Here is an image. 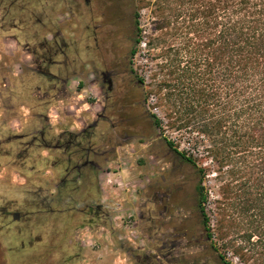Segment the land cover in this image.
Returning a JSON list of instances; mask_svg holds the SVG:
<instances>
[{
  "label": "trees",
  "instance_id": "16d2710c",
  "mask_svg": "<svg viewBox=\"0 0 264 264\" xmlns=\"http://www.w3.org/2000/svg\"><path fill=\"white\" fill-rule=\"evenodd\" d=\"M154 14L158 32L148 45L161 47L154 56L160 58L159 69L153 74L158 104L170 126L187 131L193 145H205L203 159L180 153L200 177L199 202L209 192L203 178L212 176L220 236L242 261L264 264V0H155ZM41 132L34 141L25 133L24 188L41 191L55 177L50 186L54 191L59 184L55 211L41 213L78 211L86 216L94 198L84 208L77 205L82 184L95 188L85 176L89 168L97 169L83 163L85 147H94V140L77 134L68 150L70 161L54 160L49 145L55 134L44 128ZM201 212L206 225L208 217ZM95 219L80 225L103 230L102 223L90 225ZM218 257L219 264H228Z\"/></svg>",
  "mask_w": 264,
  "mask_h": 264
},
{
  "label": "flooded vegetation",
  "instance_id": "af4514ba",
  "mask_svg": "<svg viewBox=\"0 0 264 264\" xmlns=\"http://www.w3.org/2000/svg\"><path fill=\"white\" fill-rule=\"evenodd\" d=\"M7 7L8 2L5 8ZM128 7L130 14L126 11ZM2 16L3 19L6 17L5 14ZM133 19L135 12L131 0H65L64 38L58 31L44 44L43 50L31 48L29 45L25 47L33 57V70L53 77L45 67L46 64H62L65 79L70 80L76 76L80 79L81 87L87 82L93 94L88 96V100L94 97L92 104L100 105L91 117L86 113L85 122L74 130L61 127L55 131L50 125L42 127L55 134L49 145L53 150L52 157L54 160L62 158L63 161H70L68 150L76 138L75 135L81 133L85 139L92 137L97 146L85 147L83 163L97 169V172H94L89 168L85 176L86 179L92 178L94 189L97 190L99 168L108 160L105 143L113 145L122 140L124 145H127L128 138L136 136L142 149L150 153L149 160L142 163L138 158L135 162L136 168L144 167L146 173L144 180H140V187L143 189L142 205L138 206L136 216L133 214L132 220L137 228L138 219H142L140 212L143 207L146 213L145 221L148 223V240L156 247L152 249L151 256H145L143 260L136 259L135 262L174 264L176 253L180 251V264H219V257L213 262L202 255L197 227L189 210L197 206L201 211L200 195L198 183L194 184L193 190L198 198L192 204L194 197H190L188 193L190 181L184 170L187 161L166 141L155 144L156 147H161L162 151H150L151 143L147 137L153 131V119L149 117L135 93V80L131 77L128 64L132 49L123 46L127 34L126 27L129 31L132 27V40L135 41ZM94 92L97 94L94 95ZM6 109L11 108L1 104L0 264H41L45 253L39 251L41 239L34 232L37 227L34 225V217L43 211H55L52 205L59 198V184H54V191L49 195H42L37 187L31 190L24 188L26 180L22 166L25 158V137L28 136L25 133L30 134L29 137L34 141L36 136L43 135L42 128L36 127L40 125V121L32 122L30 130H24V127L21 128L18 124L11 126L3 112ZM89 153L92 154L91 157L88 156ZM55 173H58L57 170ZM18 178L22 181H18ZM90 212L86 213L89 218L97 216L90 225L99 227V219L103 220L106 212L99 203H95ZM79 227L80 224H75L70 229ZM85 228L90 230L93 227ZM83 244L79 238L70 240V252L63 258L64 264H82Z\"/></svg>",
  "mask_w": 264,
  "mask_h": 264
},
{
  "label": "rangeland",
  "instance_id": "374dc122",
  "mask_svg": "<svg viewBox=\"0 0 264 264\" xmlns=\"http://www.w3.org/2000/svg\"><path fill=\"white\" fill-rule=\"evenodd\" d=\"M27 1L28 3L17 2L16 8L14 10L11 9L13 14H11L10 17L8 16L7 19H10L15 16L14 14H17L15 17L16 20L14 21L15 23L12 21L10 22L18 25L21 23V26L32 28L34 25V19L37 16L39 17L42 16V14H46L45 12L48 8H45L42 2L40 3L41 0ZM49 1V13L51 14V18H54L57 21L53 24L54 31L57 30L62 32V38H64L65 0ZM131 4L134 8V12L137 13L135 14V19H133L135 27L134 38L136 39L138 34L139 42L136 43L132 40V27L130 28V31L128 27H126L127 34L125 36L123 46L128 49H135V53L132 55L129 54L128 57V64L131 72L130 74L135 80V93L138 95V98L142 102V106L149 117L158 120L157 125H153L152 127L153 131L151 135L147 137L151 143L150 151H162L161 147H156L155 144L160 141H166L170 142L174 149L179 153L203 159L206 156L204 149L205 145H193L187 131L170 126L169 120L165 116L163 108L158 104V99L153 91L155 83L153 74L158 71L160 62V58L154 56H157L161 48L159 45H153L151 48L148 45L150 37L154 36L158 32L157 29H155L157 23V16L154 14L155 0H131ZM1 6L0 14L1 11H3L1 10ZM126 11L127 14H130L129 7ZM4 25L11 26L9 22H6ZM21 26L19 25V27ZM58 58H61V56ZM14 61L18 62L16 66L22 63L17 55ZM10 69L15 71L13 67H10ZM26 70L27 68H24V72H26ZM137 78H143L144 80L139 82ZM72 80L74 81V87H72V89L81 92L82 94V96L79 97L80 101H76V105L78 104L81 107L84 106L81 109L82 112L88 113L89 117H91L94 111L100 108V105L96 103L92 104V101L95 99L94 97L88 100V96H93V94L91 93V88L87 86V82H84L83 87H81V83L78 84L80 81L78 77L75 76ZM96 94L97 92H94V95ZM42 126L43 125H41V127ZM155 138H157L156 141H153ZM94 141L95 146H97L96 140ZM127 143V145H124V141L122 140H119L117 143L115 142L113 145L105 143V148L108 150L106 155L108 160L102 163V170L99 171V175L97 177V194L95 193L94 186L90 187L87 183L80 186L79 193L81 198L79 199L81 200L78 199V202L80 203L77 205V208H84L86 203L90 202L92 198H94L96 203H100L102 210L106 211L107 214L101 222L99 221V223H102L103 225V230H87L85 228L87 227L86 222L83 226L80 225L79 228L70 229L75 224L79 225L85 220H88L90 217H83L78 214V211L67 214L40 213L34 217L36 223L40 222L42 224L37 226L34 230L35 234H38L41 239L39 251L41 253H45V258L41 259V264H64L63 258L67 255V252H70V248L68 247L69 242L70 240H74L76 238H79V240L84 243L81 258L82 264H139L135 262L136 259L143 260L145 256L152 255V249H155L156 245L152 246L151 242L148 240V223L145 221L146 213L143 211V207L140 212L142 219H138V227L133 228L134 234L131 233V230L123 228L122 225H116L121 223V219L115 218L118 211V208H116L115 205H117L116 202L120 199V196L128 194L131 198L130 206L133 209L132 212L135 216L138 206L142 205L143 189L140 187V180H144L146 168H136L135 162L138 158L142 160V163L144 160H149L148 155L150 153L148 151L145 152L142 149L136 136L129 137ZM203 163L207 164L208 160H203ZM184 170L189 177L190 192L188 193L190 194V197H194L191 202L194 204L198 196L194 191L195 189L193 186L194 184L199 183L200 177L196 169L187 162L184 164ZM106 172H122V174H124L121 184L118 185V183H115L114 181L109 183L111 189L109 188L108 192L111 193H104L102 183L100 182L101 176L104 181L105 178L107 179L109 176H112L106 175ZM24 177L26 178V175ZM18 181H22V179L18 178ZM54 182L55 177L51 180L49 179L48 183L44 184L45 188L41 190L42 195L50 194V190H52L51 187ZM26 184H28L27 181L25 186ZM203 185L209 190V192L207 199L203 203L199 204V206L208 217L207 224L204 226L202 224V215L199 207L197 208L196 206L195 208L189 209L191 218H193L197 227L199 245L203 251L202 255L208 257L213 262L215 259L217 260L218 255H222L223 260L228 262V264H249L248 262L242 261L240 257L226 245L225 239H223L218 232V212L215 204V200L218 198V195L215 192L216 182L213 177L207 176L203 178ZM119 186L121 188L116 190V187ZM114 192H118L119 197L116 198L113 196ZM83 196H85L84 201L82 199ZM126 206L128 207V204H126ZM50 225L53 226L50 227ZM53 228H55L56 231ZM76 234L78 237H76ZM93 243L98 244L100 248L98 250H94L92 248ZM174 261V264H180V251L176 253ZM211 261L210 263H213ZM163 264L165 263L163 262Z\"/></svg>",
  "mask_w": 264,
  "mask_h": 264
},
{
  "label": "crops",
  "instance_id": "0c3cea01",
  "mask_svg": "<svg viewBox=\"0 0 264 264\" xmlns=\"http://www.w3.org/2000/svg\"><path fill=\"white\" fill-rule=\"evenodd\" d=\"M7 2L8 6H11L10 8H5ZM17 2L28 3L27 0H0L1 10H3L0 14V108L1 104L11 108L3 111L8 117L9 124L11 126L18 124L20 125L19 127H24V130H30V124L37 121H40V125L36 127H41L43 122H47L55 131H58L61 127L74 130L80 127L86 118V113L81 110L84 106L76 105V101H80L79 97L82 96L81 92L72 89L74 87L72 78L70 80L65 79V71L62 64H46L45 67H47L53 77L42 75L33 70L35 67V63L32 60L33 57L25 49L29 45L31 48H42L41 50H43L44 44L50 41V37L54 33H58L57 30L54 31L53 26L56 19L51 18L49 13L50 1H40L48 10L45 12L46 14L39 16L40 18L35 16L32 28L21 26V23L19 24L21 27L18 24H14L17 14L7 19L8 16L10 17L13 14L11 9L14 10L16 8ZM2 14L6 15L4 19ZM51 21L53 22L52 24ZM6 22H9L11 26H5ZM59 35L62 36V32H59ZM16 55L22 61L17 66L18 62L14 61ZM10 67H13L15 71H12ZM24 68H27L26 72H24ZM55 75L61 80H58ZM37 118L39 119L36 120ZM106 175L112 176L105 178V181L102 180L101 176L100 182L104 193L108 192L109 183H112V181L118 183V185L121 184L124 174L122 172H106ZM119 188L121 187H116V190ZM113 196L119 197L118 192H114ZM130 202L131 198L128 194L120 196V199L116 202L117 205L115 206L118 211L115 218L121 219V223H115L116 225L121 226L124 217L128 215L133 218V209L130 206ZM126 204H128V207Z\"/></svg>",
  "mask_w": 264,
  "mask_h": 264
},
{
  "label": "built area",
  "instance_id": "2783aa9c",
  "mask_svg": "<svg viewBox=\"0 0 264 264\" xmlns=\"http://www.w3.org/2000/svg\"><path fill=\"white\" fill-rule=\"evenodd\" d=\"M122 226L125 229L131 230V233L134 232V229H133L134 228V222L132 220V216L131 215H128V216L124 217V219L122 221ZM92 248L94 250H98L100 248V246L98 244L93 243L92 244Z\"/></svg>",
  "mask_w": 264,
  "mask_h": 264
}]
</instances>
